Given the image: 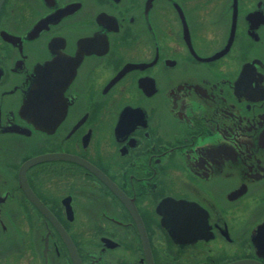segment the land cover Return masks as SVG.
Masks as SVG:
<instances>
[{
  "label": "flooded vegetation",
  "instance_id": "af4514ba",
  "mask_svg": "<svg viewBox=\"0 0 264 264\" xmlns=\"http://www.w3.org/2000/svg\"><path fill=\"white\" fill-rule=\"evenodd\" d=\"M261 225L264 0H0V264H264Z\"/></svg>",
  "mask_w": 264,
  "mask_h": 264
},
{
  "label": "snow or ice",
  "instance_id": "6c2138e0",
  "mask_svg": "<svg viewBox=\"0 0 264 264\" xmlns=\"http://www.w3.org/2000/svg\"><path fill=\"white\" fill-rule=\"evenodd\" d=\"M48 101L44 100V99H38L37 100V103L38 104H44V103H47ZM165 210L166 211H172L174 212L178 217L180 215H182L184 212H185V208L182 207L181 205L177 204L171 208H169L167 206V204L165 205ZM261 232H262V239H261V244L264 245V225H261Z\"/></svg>",
  "mask_w": 264,
  "mask_h": 264
},
{
  "label": "water",
  "instance_id": "95a60500",
  "mask_svg": "<svg viewBox=\"0 0 264 264\" xmlns=\"http://www.w3.org/2000/svg\"><path fill=\"white\" fill-rule=\"evenodd\" d=\"M51 157H56V155H53V154H45V155H41V156H37V157H34L33 159H30L29 161H27L26 163H24L21 168H20V174H22L24 172V170L32 165L33 163H36L38 161H41V160H45V159H48V158H51Z\"/></svg>",
  "mask_w": 264,
  "mask_h": 264
}]
</instances>
